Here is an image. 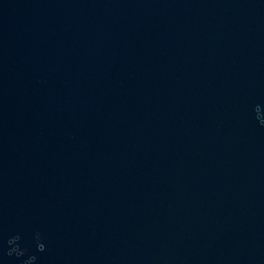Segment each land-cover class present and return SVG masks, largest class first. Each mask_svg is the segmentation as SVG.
Wrapping results in <instances>:
<instances>
[{
	"label": "water",
	"instance_id": "water-1",
	"mask_svg": "<svg viewBox=\"0 0 264 264\" xmlns=\"http://www.w3.org/2000/svg\"><path fill=\"white\" fill-rule=\"evenodd\" d=\"M0 264H264V0H0Z\"/></svg>",
	"mask_w": 264,
	"mask_h": 264
}]
</instances>
